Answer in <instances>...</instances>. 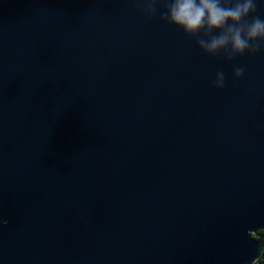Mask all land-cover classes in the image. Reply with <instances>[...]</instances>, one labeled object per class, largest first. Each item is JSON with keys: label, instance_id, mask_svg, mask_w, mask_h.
I'll use <instances>...</instances> for the list:
<instances>
[{"label": "water", "instance_id": "obj_1", "mask_svg": "<svg viewBox=\"0 0 264 264\" xmlns=\"http://www.w3.org/2000/svg\"><path fill=\"white\" fill-rule=\"evenodd\" d=\"M142 7L0 0V264L264 250V49L206 55Z\"/></svg>", "mask_w": 264, "mask_h": 264}, {"label": "clouds", "instance_id": "obj_2", "mask_svg": "<svg viewBox=\"0 0 264 264\" xmlns=\"http://www.w3.org/2000/svg\"><path fill=\"white\" fill-rule=\"evenodd\" d=\"M141 3L142 11L149 17L156 16L157 6H161L160 20L194 38L206 55L223 54L231 61L246 52L255 55L264 49V19L251 15L257 11L255 0H141ZM243 71L236 68L234 77L239 79ZM214 86L224 87L223 72L217 73ZM261 260L264 250L253 264H261Z\"/></svg>", "mask_w": 264, "mask_h": 264}, {"label": "trees", "instance_id": "obj_3", "mask_svg": "<svg viewBox=\"0 0 264 264\" xmlns=\"http://www.w3.org/2000/svg\"><path fill=\"white\" fill-rule=\"evenodd\" d=\"M254 236L256 239L264 240V228L258 230L256 233H254ZM261 264H264V260H261Z\"/></svg>", "mask_w": 264, "mask_h": 264}]
</instances>
